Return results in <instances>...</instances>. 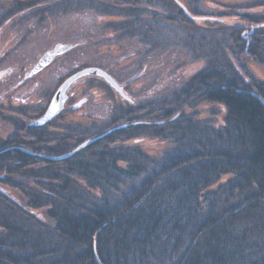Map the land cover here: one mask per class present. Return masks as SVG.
<instances>
[{
  "label": "trees",
  "instance_id": "1",
  "mask_svg": "<svg viewBox=\"0 0 264 264\" xmlns=\"http://www.w3.org/2000/svg\"><path fill=\"white\" fill-rule=\"evenodd\" d=\"M117 1L95 4L98 11L118 7L119 14L134 18L110 23L117 37L137 30L148 42V34L163 33L147 29L139 0ZM158 1L176 9V18L166 16L165 22L184 29L201 31L191 16L212 14L198 13V0H189L194 7L182 2L189 15L175 0ZM259 6L264 0L250 1L251 11L234 5L218 16L261 24ZM227 28L226 38L211 46L188 36L203 43L186 49L198 53L203 47L202 53L207 47V61L179 91L130 100L109 128L77 137L71 149L62 150L69 137L46 145L42 125L30 126L25 137L19 132L0 139V188L22 200L18 204L0 191V264H264V83L231 62L254 58L264 64V27L249 38L239 26ZM203 102L223 107L222 124L197 117L195 108ZM143 135L166 139L168 146L151 157L135 142L126 143ZM88 139L67 157L47 158ZM223 175L230 177L210 189ZM37 209L45 220L31 213Z\"/></svg>",
  "mask_w": 264,
  "mask_h": 264
},
{
  "label": "rangeland",
  "instance_id": "2",
  "mask_svg": "<svg viewBox=\"0 0 264 264\" xmlns=\"http://www.w3.org/2000/svg\"><path fill=\"white\" fill-rule=\"evenodd\" d=\"M104 1L115 4L117 0ZM175 1L183 8L185 2L194 7L189 0ZM250 1L254 0H198L194 3L198 13H212L210 17L203 14L199 15L202 17L191 16L200 27L201 31H198L188 25L184 29V25L165 22L166 16L176 18V9L161 6L158 0L153 4L139 0L137 4L144 10H137L147 29L163 32L159 35L152 32L150 37L148 34V43L143 42L136 29L130 35L117 37V32L111 28L112 23L125 18L134 23V18L119 14L121 9L118 7L107 13L98 11L97 0H38L30 6H21L24 5L20 3L23 0H0V139L19 132L26 134L32 122L44 113L60 83L72 73L90 66L105 70L132 101L143 98L153 101L179 91L188 79L204 68L207 61L202 56L207 47L202 53L203 47L198 53L189 52L186 49L188 44L196 49L194 44L200 46L206 40L211 42V46L214 41L226 38L229 25L239 26L241 35L248 38L255 28L264 27V22L247 23L238 15H227L223 19L218 16L219 11H226L234 5L251 11L247 9ZM150 10L156 15H151ZM257 11H264V6H259ZM214 21L222 22L223 28L213 26ZM189 35L194 40L200 36L203 42L196 40L193 43L189 41ZM58 42L68 44L69 49L56 55L37 72L29 74L38 58ZM231 62L235 68L264 83V64L258 60L245 58ZM127 97L121 96L102 77L81 76L68 88L61 111L42 124L48 132L46 145H58L59 140L69 137L62 150L71 149L77 137L82 139L92 132L102 133L116 121L119 109L131 102ZM195 111L198 118H206L214 125L223 123L225 110L218 104L203 102ZM134 142L151 157L159 156L168 146L166 139L146 135L131 138L126 143ZM229 177L223 175L210 189ZM75 181L84 185L83 181ZM2 191L21 204L16 191L7 188ZM93 193L99 195L98 191ZM31 213L45 220L43 209Z\"/></svg>",
  "mask_w": 264,
  "mask_h": 264
},
{
  "label": "water",
  "instance_id": "3",
  "mask_svg": "<svg viewBox=\"0 0 264 264\" xmlns=\"http://www.w3.org/2000/svg\"><path fill=\"white\" fill-rule=\"evenodd\" d=\"M185 13L188 14L187 10L183 8ZM69 45L65 43H56L55 46L52 49L46 50L37 60V62L33 65L31 68V73L37 72L41 68H43L46 64H48L56 55L61 54L69 49ZM96 75L99 77H102L112 88H114L117 92H119L121 95H123V89L122 86L118 85V83L103 69L95 66H90L87 68H84L82 70H78L75 73H72L69 75L65 80H63L58 88L53 93L49 104L47 108L45 109L44 113L34 120L32 122V125H42L47 120L51 119L53 116L58 114L61 109L63 108V105L67 99V90L70 87V85L76 81L78 78H80L83 75ZM91 141V139H88L81 144H79L75 149L72 151L62 154V155H56V156H47L49 159L58 160L64 157L69 156L72 154L75 150H78L88 144ZM23 149V148H22ZM25 151L30 152V150L25 149ZM3 188H0V191H2ZM3 192V191H2ZM4 193V192H3Z\"/></svg>",
  "mask_w": 264,
  "mask_h": 264
},
{
  "label": "flooded vegetation",
  "instance_id": "4",
  "mask_svg": "<svg viewBox=\"0 0 264 264\" xmlns=\"http://www.w3.org/2000/svg\"><path fill=\"white\" fill-rule=\"evenodd\" d=\"M28 73H29V74H32L30 71H28ZM122 89H124V88L122 87ZM124 92H125V90H123V95H121V96H123V97H127V96L125 95ZM127 100L130 101L129 97H127ZM131 100H132V99H131ZM49 120H50V119H49ZM46 122H47V121H46Z\"/></svg>",
  "mask_w": 264,
  "mask_h": 264
}]
</instances>
